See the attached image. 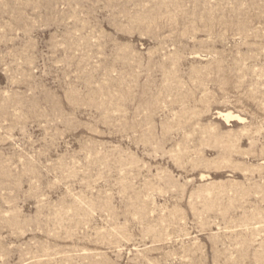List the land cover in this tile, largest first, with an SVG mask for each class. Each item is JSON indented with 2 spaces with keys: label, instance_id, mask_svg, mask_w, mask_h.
Returning a JSON list of instances; mask_svg holds the SVG:
<instances>
[{
  "label": "rangeland",
  "instance_id": "rangeland-1",
  "mask_svg": "<svg viewBox=\"0 0 264 264\" xmlns=\"http://www.w3.org/2000/svg\"><path fill=\"white\" fill-rule=\"evenodd\" d=\"M0 264H264V0H0Z\"/></svg>",
  "mask_w": 264,
  "mask_h": 264
}]
</instances>
